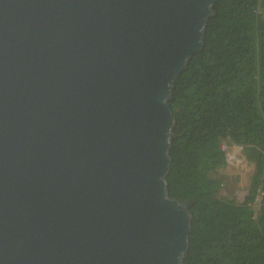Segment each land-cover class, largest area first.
I'll return each instance as SVG.
<instances>
[{
    "label": "water",
    "instance_id": "obj_1",
    "mask_svg": "<svg viewBox=\"0 0 264 264\" xmlns=\"http://www.w3.org/2000/svg\"><path fill=\"white\" fill-rule=\"evenodd\" d=\"M217 0H0V264H184L177 76Z\"/></svg>",
    "mask_w": 264,
    "mask_h": 264
},
{
    "label": "trees",
    "instance_id": "obj_2",
    "mask_svg": "<svg viewBox=\"0 0 264 264\" xmlns=\"http://www.w3.org/2000/svg\"><path fill=\"white\" fill-rule=\"evenodd\" d=\"M213 9L203 48L175 79L169 102L168 191L192 200L184 264H264V0H217ZM223 142L255 164L241 201L222 197L210 177L226 165Z\"/></svg>",
    "mask_w": 264,
    "mask_h": 264
},
{
    "label": "rangeland",
    "instance_id": "obj_3",
    "mask_svg": "<svg viewBox=\"0 0 264 264\" xmlns=\"http://www.w3.org/2000/svg\"><path fill=\"white\" fill-rule=\"evenodd\" d=\"M221 145L225 146V151L223 152L226 165L216 173L211 172L210 177L219 180L218 192L222 197L241 201L247 194L250 182L254 177L255 164L244 157L240 147L226 142ZM252 206L256 210L257 202Z\"/></svg>",
    "mask_w": 264,
    "mask_h": 264
},
{
    "label": "built area",
    "instance_id": "obj_4",
    "mask_svg": "<svg viewBox=\"0 0 264 264\" xmlns=\"http://www.w3.org/2000/svg\"><path fill=\"white\" fill-rule=\"evenodd\" d=\"M237 147V146H236ZM221 150L222 151H225V146L224 145H221ZM258 200H259V198H258ZM256 210H257V208H256Z\"/></svg>",
    "mask_w": 264,
    "mask_h": 264
},
{
    "label": "clouds",
    "instance_id": "obj_5",
    "mask_svg": "<svg viewBox=\"0 0 264 264\" xmlns=\"http://www.w3.org/2000/svg\"><path fill=\"white\" fill-rule=\"evenodd\" d=\"M233 145V144H232Z\"/></svg>",
    "mask_w": 264,
    "mask_h": 264
}]
</instances>
